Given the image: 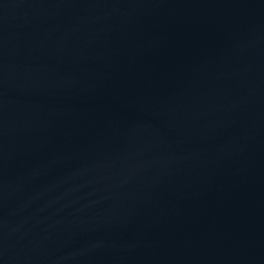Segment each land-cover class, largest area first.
<instances>
[{
    "label": "water",
    "instance_id": "water-1",
    "mask_svg": "<svg viewBox=\"0 0 264 264\" xmlns=\"http://www.w3.org/2000/svg\"><path fill=\"white\" fill-rule=\"evenodd\" d=\"M0 264H264V0H0Z\"/></svg>",
    "mask_w": 264,
    "mask_h": 264
}]
</instances>
